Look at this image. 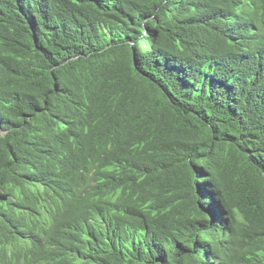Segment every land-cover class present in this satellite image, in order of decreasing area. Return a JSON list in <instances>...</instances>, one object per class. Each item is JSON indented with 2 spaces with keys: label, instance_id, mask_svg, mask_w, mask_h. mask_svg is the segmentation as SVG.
<instances>
[{
  "label": "trees",
  "instance_id": "16d2710c",
  "mask_svg": "<svg viewBox=\"0 0 264 264\" xmlns=\"http://www.w3.org/2000/svg\"><path fill=\"white\" fill-rule=\"evenodd\" d=\"M88 221L55 240L47 212ZM264 264V0H0V264Z\"/></svg>",
  "mask_w": 264,
  "mask_h": 264
},
{
  "label": "clouds",
  "instance_id": "9594fccd",
  "mask_svg": "<svg viewBox=\"0 0 264 264\" xmlns=\"http://www.w3.org/2000/svg\"><path fill=\"white\" fill-rule=\"evenodd\" d=\"M33 228L38 233L49 234L54 240L66 231L80 232L86 225L87 219L79 213L71 210L61 209L60 211L47 212L40 222L36 223L29 217ZM6 256H16L19 258V264H36L30 260L31 256H41L45 253L28 247L23 235H16L3 244Z\"/></svg>",
  "mask_w": 264,
  "mask_h": 264
}]
</instances>
